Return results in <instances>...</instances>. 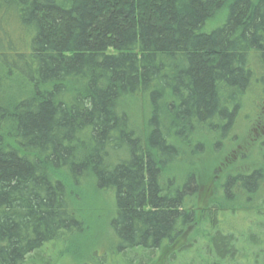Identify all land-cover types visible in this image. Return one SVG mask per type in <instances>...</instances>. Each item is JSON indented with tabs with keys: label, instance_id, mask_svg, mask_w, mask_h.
I'll return each instance as SVG.
<instances>
[{
	"label": "trees",
	"instance_id": "trees-1",
	"mask_svg": "<svg viewBox=\"0 0 264 264\" xmlns=\"http://www.w3.org/2000/svg\"><path fill=\"white\" fill-rule=\"evenodd\" d=\"M2 22L21 44L0 48V264H55L85 183L112 195L109 239L72 264H264V167L202 211L195 178L166 175L264 86V0H0Z\"/></svg>",
	"mask_w": 264,
	"mask_h": 264
},
{
	"label": "rangeland",
	"instance_id": "rangeland-1",
	"mask_svg": "<svg viewBox=\"0 0 264 264\" xmlns=\"http://www.w3.org/2000/svg\"><path fill=\"white\" fill-rule=\"evenodd\" d=\"M1 24L3 25L1 26ZM1 24L0 48L6 50L7 43L20 45L21 41L16 40L18 37L21 38V34L17 36L14 27L9 29L3 22ZM217 24L219 22L214 21L211 26H217ZM4 32L6 35L3 34ZM0 76L5 77V71L1 67ZM4 85H6L5 80ZM6 96L7 94L2 95V97ZM132 107L131 112H133ZM134 110L136 111H134L136 121H144L143 110L142 113L141 110ZM194 142L203 145V152L191 156L189 153L192 148L185 147L182 160L172 166L166 175L177 177V180L189 175L193 176L198 187V194L194 201L196 210L202 211L208 203L222 202L221 185L226 177L249 174L255 169L264 167L262 153L264 143V86L259 84L247 94L246 99L237 108L231 130L224 138L221 139L220 134L211 133L209 128L204 127L197 132ZM92 188V184L87 186L86 183L74 185L72 188V203L77 212V219L81 223L82 231H76L67 240L62 239L47 246V254L53 258L55 264H70L72 260L66 255V251L67 249L74 250L76 245L78 247L82 243L89 244L94 251L99 250L108 242V221L110 219L108 215L114 207V200L109 193H103L97 187ZM237 213V216L233 217L230 210L222 208L221 220L224 221V225H222L233 229L236 233L239 231L240 234H243L248 229L249 221L245 218L244 212L237 211ZM194 231H196V225ZM192 234L193 229L189 228L185 235L186 240ZM77 249L81 250L82 247L79 246Z\"/></svg>",
	"mask_w": 264,
	"mask_h": 264
},
{
	"label": "flooded vegetation",
	"instance_id": "flooded-vegetation-1",
	"mask_svg": "<svg viewBox=\"0 0 264 264\" xmlns=\"http://www.w3.org/2000/svg\"><path fill=\"white\" fill-rule=\"evenodd\" d=\"M237 112V111H236ZM233 122H234V120H233Z\"/></svg>",
	"mask_w": 264,
	"mask_h": 264
}]
</instances>
